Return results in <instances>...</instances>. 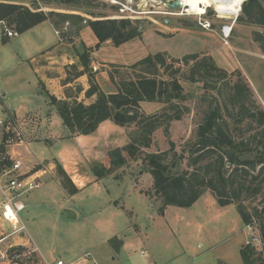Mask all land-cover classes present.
Listing matches in <instances>:
<instances>
[{"label":"rangeland","instance_id":"1","mask_svg":"<svg viewBox=\"0 0 264 264\" xmlns=\"http://www.w3.org/2000/svg\"><path fill=\"white\" fill-rule=\"evenodd\" d=\"M17 1L29 5L27 0ZM99 1L103 5L95 9L96 13L111 18L140 19L148 26L137 41L136 48L133 47L135 53L145 52V56L165 51L172 57H180L204 50L212 51L216 57L220 52L229 65L238 66L237 60L242 66L240 71L243 78L264 109V27L237 21L241 11L234 19H223L209 5L206 6L205 14L198 16L186 14L182 7L171 10L157 0ZM181 12L183 13L179 14ZM205 21L211 24L210 30L201 27L200 23ZM148 22L151 23L147 24ZM224 25L227 34L232 26L226 39H223L220 31ZM7 27L13 26L7 24ZM66 27L67 24L64 23L61 32L66 31ZM88 29L92 32L89 27ZM191 29L215 32L219 39L216 41L204 35L194 38L187 32L183 33ZM2 30L0 25V117L9 113L7 106L13 107L15 118L25 133L28 129L26 138L40 141L41 144L34 142L33 146L41 147L43 155L48 159L57 149L65 151V147H72L77 152V145L73 141L62 142L59 138L48 137L49 141L52 140L51 144L44 143L46 114L51 115L49 118L53 137L65 132L61 118L56 106L50 105L48 97L42 92L39 79L30 71L28 60H24L26 49L20 45L21 36L17 35L3 42ZM157 30L165 35L158 34ZM35 32L36 30L30 33L31 39L38 42L39 37ZM254 32L260 34L258 40H255ZM57 34L58 37L61 36L60 31ZM60 41L62 45L58 47V52L64 56L70 55L69 60L77 63L73 45L65 38ZM76 43L79 44L78 41ZM100 48L95 51L100 60L116 62L109 60L120 59L118 52L121 49L113 47L115 51H109L108 48ZM119 61L121 60L113 64ZM100 69L103 68L100 66L97 70ZM103 74L110 83L107 73ZM97 83L99 84L98 81ZM182 86L187 97L184 104L188 111L181 122L174 123L168 135H164L161 130L157 132L152 149L154 151L165 150L168 138H173L177 145L180 144L197 126L202 90L199 84L185 81H182ZM72 88L73 91L68 93L75 96V87ZM159 107L161 104L157 102H145L142 105V109L148 113ZM32 125H36L38 130L29 132ZM115 126L120 130L121 137L112 135L118 147H122L128 142V137L123 127ZM173 157L168 155L165 162L169 163ZM109 160L110 156L107 157L108 164ZM95 164L97 162L93 165ZM183 168L184 165L177 163L171 168V172H180ZM106 177L108 179H100L94 186L89 185L86 190L72 197L62 188L55 166L53 175H46L41 187L22 197L26 208L20 212V218L26 226L27 234L23 239L28 244L20 245L24 249L15 250L7 264H43L42 257L50 263L62 260L65 264H91L94 260L98 264H138L146 261L139 253L144 248L149 255H155L161 264H243L239 250L247 239L257 252L261 250L262 244L252 240V236L256 239L259 236L254 224L248 230L236 207L233 204L219 206L208 190L189 207L168 205L163 214H159L160 200L153 195L152 176L144 170L140 160H129L123 165L115 166ZM96 180L98 179L95 178ZM115 200L116 205L113 203ZM66 209H73L76 217L68 218ZM108 238L111 247L106 242ZM261 254L264 257V252L261 251ZM110 257H114V260Z\"/></svg>","mask_w":264,"mask_h":264},{"label":"trees","instance_id":"2","mask_svg":"<svg viewBox=\"0 0 264 264\" xmlns=\"http://www.w3.org/2000/svg\"><path fill=\"white\" fill-rule=\"evenodd\" d=\"M27 1L30 7L36 6L37 9L0 2V21L14 25L20 34L49 20L60 31L59 39L70 42L77 56V63L64 66L65 77L61 85L71 84L64 88L65 99H57L39 82L49 104L56 106L68 135L90 134L105 120L126 131L128 142L107 153L109 164L99 162L91 166L92 175L101 179L115 166L140 160L144 170L152 176L153 195L160 200L159 214H163L168 205L189 207L206 190L210 191L219 206L233 204L243 224L256 227L261 250L257 252L251 245L241 247L239 253L243 264H264L261 254L264 252V109L240 69L228 71L204 51L180 57L157 51L130 65L103 64L101 68L116 89L106 93L96 81L98 70H90L91 52L107 40L118 47L141 38L148 28L144 21L96 13L95 9L103 5L99 0ZM40 3L70 11H43ZM240 11L237 21L264 27V0H242ZM64 23L67 24L66 31L61 32ZM85 26L97 38L93 47L86 46L80 39V31ZM254 34L258 40L260 34ZM82 75L87 77L85 90L75 83ZM182 81L200 85L203 94L199 99V121L180 144L168 138L165 150L154 151L157 132L161 130L168 135L174 123L181 122L188 111ZM72 87H75V96L68 93L73 91ZM82 91L85 99L94 96V100L90 103L78 100ZM143 102H157L161 107L148 113L142 109ZM168 155L174 156L169 163L165 162ZM177 163L184 168L172 173L171 168ZM56 172L66 193L75 194L78 191L76 186L58 163ZM22 249V246L15 248Z\"/></svg>","mask_w":264,"mask_h":264},{"label":"crops","instance_id":"3","mask_svg":"<svg viewBox=\"0 0 264 264\" xmlns=\"http://www.w3.org/2000/svg\"><path fill=\"white\" fill-rule=\"evenodd\" d=\"M0 2H5V3H17V4H22L26 6H30L27 3H24L22 1H17V0H0ZM40 9L43 11H48V10H55V11H62L61 8H54L51 6H44L43 4H39ZM31 10L32 7H30ZM47 9V10H46ZM6 22L0 21V25L2 26L3 29V24ZM7 26V23L5 24ZM13 27L10 28L12 30H15L14 25ZM9 28V27H8ZM36 30L35 34L39 37L38 42H34L31 38L30 33L32 31ZM16 31V30H15ZM159 31V30H157ZM183 31V30H182ZM17 32V31H16ZM181 32V31H179ZM187 32L188 34H191L194 38H196L197 35H204V36H209L212 37L213 40L218 41V37L215 35L216 33H210V32H203L202 30H185L183 33ZM177 33V32H175ZM144 34V33H143ZM142 34V35H143ZM174 34V33H171ZM170 34V35H171ZM21 36L20 39V45L26 49V57L24 60H28L29 63V69L30 71L33 72V74L39 79L38 82H41L44 84L45 88L48 90L49 93L53 94L57 99H64V88L66 86H71V84L63 86L61 85V80L65 77V70L64 66L68 63H72L69 58H71L70 55H65L62 53L58 52V47L62 45V42L60 41L56 29L53 27L52 23L49 20H45L30 29L24 31L23 33L17 34ZM80 39L85 43L86 46L88 47H93L97 43V38L95 35L89 31L88 27L85 26L81 31H80ZM1 37L2 41L5 42L6 38L3 36V30L1 31ZM142 37V36H141ZM139 40V38H134L132 40H129L121 45H119L116 49H121V52H118L119 50H116L119 54L120 59H110L109 61H119L117 64H122V65H128L131 64L133 61L129 60H138L140 57H144L145 52L141 53H135V50L133 47L136 48V43ZM214 42V41H213ZM104 46V47H103ZM223 46V44H222ZM102 48H108L109 51H115L113 50V44L111 43L110 40H107L101 44ZM99 47V48H100ZM125 47V48H124ZM224 47V46H223ZM100 48V50L102 49ZM213 48V47H212ZM95 51L91 52V58L93 59V66L97 70L102 66L103 64L106 63H116V62H107L105 60H100L96 55ZM204 51V50H200ZM209 53L216 64L228 71H232L236 68L242 69L241 64L236 60L237 65H229V63H226L227 61L224 59V57H221L220 52L218 53V57L215 56L212 51H204ZM216 52V50H214ZM140 55V57L138 56ZM77 57V56H76ZM23 60V59H22ZM65 60V62H62ZM98 65V68H96V65ZM100 71V72H99ZM96 74V79L99 82V85L101 86L102 90L106 93H111L115 92V86L112 84V82L106 80L105 76L103 73H106L105 70H99ZM76 84H79L83 90H85L88 87L87 84V77L86 75L80 76L76 81ZM4 94V93H3ZM84 98L83 91L78 94L77 99L81 100ZM94 100V96L84 99L85 103H90ZM143 102L141 106L144 104ZM8 112L7 114L15 116V109L13 107L7 106ZM51 115L46 114V122L45 124V129L43 134L45 137H43V140L45 144H51V141L48 140V137L50 139H57L61 140L62 142H70L73 141L77 145L78 151L76 152L74 148L72 147H65L64 150L62 151L61 149H57L54 153L50 155V159L46 158L43 155V150H41L39 147H34L33 143H38L41 144L40 141H31L29 139L26 140V142L20 146H14V147H9L8 151L11 153L12 157L14 159H19L22 162V168L24 171H28L31 168H38L41 165H47V167L50 170L51 175H53V169L55 168L56 164L58 163L63 171L68 175V177L72 180L73 184L77 188V192L75 194H72L70 196L75 197L84 190H86L89 185H95L100 179L95 181V177L91 174L90 172V166L93 165L94 163H99V162H104L107 163V153L111 151L112 149L118 147V145L115 143V137L112 134H116L117 136L121 137L120 130L118 129L117 126H115L112 121L110 120H105L99 124L97 129L87 135H76L70 137L68 135V131L65 129V132L62 131L60 135L56 134L53 137V133L51 130V122H50V117ZM43 124V125H44ZM38 128L36 125H32L30 127L29 132H35L37 131ZM40 130V129H39ZM28 132V129H27ZM26 132V133H27ZM59 136V137H58ZM42 141V142H43ZM121 142H123L121 140ZM43 147V146H42ZM39 149V150H37ZM43 149H45L43 147ZM67 150V151H66ZM76 158H72V157ZM25 163V164H24ZM101 179H108V177H103ZM110 179V178H109ZM58 182V180H56ZM45 182V181H44ZM43 182V183H44ZM59 183V182H58ZM43 185V184H42ZM97 189V186H96ZM94 190V192L96 191ZM116 205V200L113 202ZM120 207V205H119ZM26 208V207H25ZM66 210H71L74 212L75 217L76 213L73 211V209H66ZM15 241L16 243L25 245L28 244V241L24 240L23 237L19 238H13L10 241ZM110 241V238L106 240L108 243ZM108 246L109 243H108ZM111 247V246H110ZM141 250H146L147 254L143 257L146 258V261L144 262L145 264H161V261L152 254H148L147 249H141ZM140 252V251H139ZM40 255V253H39ZM42 257V255H41ZM111 260H114V257H110ZM43 260H45L42 257ZM46 261V260H45ZM93 261V260H92ZM91 261V262H92ZM48 262V261H47ZM92 264V263H91ZM141 264V263H138Z\"/></svg>","mask_w":264,"mask_h":264},{"label":"built area","instance_id":"4","mask_svg":"<svg viewBox=\"0 0 264 264\" xmlns=\"http://www.w3.org/2000/svg\"><path fill=\"white\" fill-rule=\"evenodd\" d=\"M203 14L200 15L203 16ZM200 25L205 30L211 29V24L208 21L201 22ZM231 29L232 26H230L226 35L225 25L221 27L220 31L223 39L230 35ZM17 34L15 30L3 24L4 37L10 38L17 36ZM25 134L24 128L15 116L6 114L5 117H0V264H7L15 248L22 245L10 240L27 234L26 226L20 218V212L25 209L22 197L28 192L41 187L44 177L51 175L47 165L24 171L22 162L19 159H14L9 153V147H18L26 142ZM247 228L250 230V225H247ZM252 240H256L257 244L259 242L261 244L259 236H257V239L252 236ZM250 243L248 239L245 241V245H251ZM139 253L141 256H145L147 251L140 250ZM43 264L65 263L62 260H56L53 263L43 260ZM92 264L98 263L93 260Z\"/></svg>","mask_w":264,"mask_h":264},{"label":"bare ground","instance_id":"5","mask_svg":"<svg viewBox=\"0 0 264 264\" xmlns=\"http://www.w3.org/2000/svg\"><path fill=\"white\" fill-rule=\"evenodd\" d=\"M183 12L198 15L206 11L207 5L212 7L219 18L234 19L240 12L242 0H180ZM146 4V3H145ZM183 12L179 13L182 14ZM227 35V31L225 32Z\"/></svg>","mask_w":264,"mask_h":264},{"label":"water","instance_id":"6","mask_svg":"<svg viewBox=\"0 0 264 264\" xmlns=\"http://www.w3.org/2000/svg\"><path fill=\"white\" fill-rule=\"evenodd\" d=\"M157 1H161L162 3L165 4V6H167V8L169 9H181L182 5H181V1L180 0H157ZM32 9L36 10L37 7L36 6H32ZM240 9H241V5H240ZM166 22H168V20H166ZM90 70L94 71V67L90 66ZM70 102V101H69ZM115 159V158H114ZM141 171H139L140 173ZM153 204V203H152ZM66 216L68 218H73L75 217L74 212H72L71 210H66Z\"/></svg>","mask_w":264,"mask_h":264}]
</instances>
